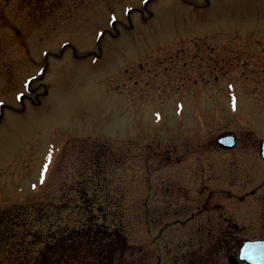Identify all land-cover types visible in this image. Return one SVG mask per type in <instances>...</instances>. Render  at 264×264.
<instances>
[{"label": "rangeland", "instance_id": "rangeland-1", "mask_svg": "<svg viewBox=\"0 0 264 264\" xmlns=\"http://www.w3.org/2000/svg\"><path fill=\"white\" fill-rule=\"evenodd\" d=\"M143 2L0 0V264L20 260L11 247L24 264H54V223L85 218L56 208L80 203L88 177L108 193L107 222L125 224L130 264H172L199 226L217 224L190 218L202 183L238 194L263 183L264 0ZM45 62L32 87L47 94L16 113ZM223 132L235 147L215 143ZM263 191L235 200L225 264L244 237H264Z\"/></svg>", "mask_w": 264, "mask_h": 264}, {"label": "trees", "instance_id": "trees-1", "mask_svg": "<svg viewBox=\"0 0 264 264\" xmlns=\"http://www.w3.org/2000/svg\"><path fill=\"white\" fill-rule=\"evenodd\" d=\"M100 171H94V177L97 178ZM89 178V182L92 180ZM88 178L80 181V187L75 189L77 198L80 199V203L74 202L70 206V202L67 201L64 207H57L60 210H69L78 212V214L84 216L83 224L76 229L66 224H55L54 230L50 231V240L47 242L45 252L47 250L54 251V264H130V261H126V252L130 248L128 242V235L125 230V224L122 221L114 223L107 222L108 211L105 209V204L102 203V197L107 196L108 193H104L99 190L101 184L97 179L92 180L91 185L95 187L89 191L86 187L88 185ZM68 204V205H67ZM46 217V214L43 216ZM57 218V217H56ZM212 223V220H209ZM215 229L219 231L220 225L213 223ZM67 226V227H66ZM75 227V226H74ZM10 229V228H9ZM206 234L197 239H190L183 247V250L171 254L172 264H225L222 260L226 253L223 240H216L211 236L214 235L209 231H204ZM6 235V234H4ZM77 243L78 254L72 251L73 243ZM88 245L87 248L84 243ZM82 245V248H81ZM71 246L70 250L68 247ZM217 246L219 249H215L213 253L212 247ZM20 248V246H19ZM51 248V249H49ZM10 250L16 255L19 254L20 260L15 264H24L23 262H29L26 259L27 253H18L12 247ZM20 250V249H19ZM165 259V258H164Z\"/></svg>", "mask_w": 264, "mask_h": 264}, {"label": "flooded vegetation", "instance_id": "flooded-vegetation-1", "mask_svg": "<svg viewBox=\"0 0 264 264\" xmlns=\"http://www.w3.org/2000/svg\"><path fill=\"white\" fill-rule=\"evenodd\" d=\"M143 19H145V18H143ZM129 27H131V26H129ZM118 32L119 31L117 30V33ZM92 52H94V51H92ZM31 94H33L34 100H32ZM40 94L45 95L46 93H44V91H36V89H34V87H33V91L31 93L23 94L22 99H20L22 107L15 110V111L18 113L23 112V110L25 109V100L26 99L33 101L34 102L33 105H39ZM5 107L6 106H4V109H5ZM4 109L1 112L2 115L0 118V124L2 123V117H3ZM263 185H264V180H263V183L261 185L251 187L250 189H244L242 193L238 194L234 189L224 187L222 184H219V183L214 184V186H212V187H208L206 184L202 183L201 187L198 190L197 200H196L197 202L200 203L199 208H198L196 214H191L190 218L205 215L204 217L207 218V221H209V220H212V222L216 221V223L220 225V230L219 231L214 230L215 229L214 225H205V227L199 226V230H198L197 234H206V232H204V231H209L211 234H212V232L214 233V235L211 236L212 238H214L216 240H223V241H225V242H223L225 244H231V243L236 242V240L238 239L237 235H239V231H240V224L237 223L236 221H234V218L231 215V213L235 212V210L237 211V208H238V207L237 208L234 207V202H235V200H237L241 203V202H244L245 200H247L248 197H252V196L259 194L258 193L259 189ZM260 195H262L261 199H262V201H264V191ZM239 208H238V210H239ZM245 209L247 210L248 206H245L244 210ZM219 220H220V222H219ZM25 222L20 221L19 223H25ZM186 222H184V224H186ZM209 223H210V221H209ZM4 234H6V233H4ZM8 235L10 236L11 234L9 233ZM244 238H246V237H244ZM252 239H264V237H258V238H252ZM227 247H228V245H227ZM225 253H228V249L225 250Z\"/></svg>", "mask_w": 264, "mask_h": 264}, {"label": "water", "instance_id": "water-1", "mask_svg": "<svg viewBox=\"0 0 264 264\" xmlns=\"http://www.w3.org/2000/svg\"><path fill=\"white\" fill-rule=\"evenodd\" d=\"M102 34L100 35V37ZM31 80L28 82L30 85ZM216 141L225 147H232L235 145V136L232 133L221 134L216 138ZM260 154L264 158V140L261 141ZM239 257L247 260L252 264H264V241H245L240 250ZM229 261L235 263V258L230 256Z\"/></svg>", "mask_w": 264, "mask_h": 264}]
</instances>
